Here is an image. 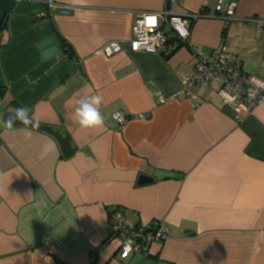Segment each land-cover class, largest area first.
Here are the masks:
<instances>
[{
    "label": "crops",
    "instance_id": "obj_1",
    "mask_svg": "<svg viewBox=\"0 0 264 264\" xmlns=\"http://www.w3.org/2000/svg\"><path fill=\"white\" fill-rule=\"evenodd\" d=\"M220 1L0 0V116L27 106L39 121L0 128V264H264V103L239 123L222 83L174 96L222 47L264 81V0H223L237 2L235 20L205 16L189 45L165 53L138 50L131 35L139 14L162 24L164 11L213 14ZM49 37L60 54L45 59ZM111 44L122 49L107 57ZM96 93L105 126L81 128L75 102ZM116 209L172 236L124 258L108 224Z\"/></svg>",
    "mask_w": 264,
    "mask_h": 264
},
{
    "label": "built area",
    "instance_id": "obj_2",
    "mask_svg": "<svg viewBox=\"0 0 264 264\" xmlns=\"http://www.w3.org/2000/svg\"><path fill=\"white\" fill-rule=\"evenodd\" d=\"M46 3L54 4L52 1H46ZM237 6L236 1L225 3L221 0L213 14L200 12L175 15L164 11L159 14L163 19L162 24H151L149 22V19L152 18L150 13L139 14L131 30L134 45L140 51L151 53L167 52L172 39L180 44L189 45L188 42L195 21L208 16L229 23L236 19ZM63 11L68 12L69 9L63 7ZM45 14L41 16L45 17ZM252 20L263 24L261 20L254 18ZM121 49V44H111L103 52L108 57L120 53ZM193 51L198 53L196 48H193ZM194 72L193 76L183 80V91L174 96L195 99L194 91L196 88L212 83H222L218 96L221 98L222 105L232 111L233 119L239 123L244 122L246 117L253 115L258 107L264 103V81L249 75L241 64L233 61L225 47L219 48L209 56H200V62L195 67ZM114 116L116 118L113 119L120 126H124L129 120L124 112H115ZM108 224L112 236L120 242L124 258L132 254L147 257L150 255L154 243L167 241L172 236L168 226L163 222L153 229L133 227L128 223L124 212L118 209L110 212Z\"/></svg>",
    "mask_w": 264,
    "mask_h": 264
},
{
    "label": "clouds",
    "instance_id": "obj_3",
    "mask_svg": "<svg viewBox=\"0 0 264 264\" xmlns=\"http://www.w3.org/2000/svg\"><path fill=\"white\" fill-rule=\"evenodd\" d=\"M149 83H153L150 81ZM104 103V97L99 94H85L75 102L74 120L81 128H102L105 126V115L101 111ZM31 109L27 106H19L11 111V114L4 118L0 116V128L5 131L15 130V125L19 122L28 131L29 126L32 129L39 127V121L30 115ZM119 115V114H116ZM114 119L116 116L113 117Z\"/></svg>",
    "mask_w": 264,
    "mask_h": 264
},
{
    "label": "water",
    "instance_id": "obj_4",
    "mask_svg": "<svg viewBox=\"0 0 264 264\" xmlns=\"http://www.w3.org/2000/svg\"><path fill=\"white\" fill-rule=\"evenodd\" d=\"M40 47L43 50V56L45 59L47 58H54L59 56L60 54V48L59 45H57L54 37H49L45 41L40 43ZM154 179L149 178L147 176H141L139 180V184H147L151 183Z\"/></svg>",
    "mask_w": 264,
    "mask_h": 264
},
{
    "label": "trees",
    "instance_id": "obj_5",
    "mask_svg": "<svg viewBox=\"0 0 264 264\" xmlns=\"http://www.w3.org/2000/svg\"><path fill=\"white\" fill-rule=\"evenodd\" d=\"M55 35L58 37V32L57 30L53 29ZM173 44H177L178 41H176L175 39H172ZM180 45V43H178ZM64 50H65V53L68 54V56L72 59H75L76 58V55L74 54V51L72 49V47L69 45V44H65V45H62Z\"/></svg>",
    "mask_w": 264,
    "mask_h": 264
}]
</instances>
